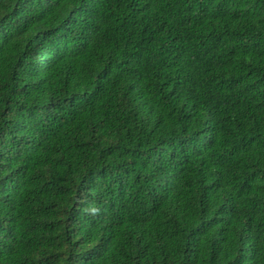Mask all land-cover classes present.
Returning a JSON list of instances; mask_svg holds the SVG:
<instances>
[{"label": "trees", "instance_id": "obj_1", "mask_svg": "<svg viewBox=\"0 0 264 264\" xmlns=\"http://www.w3.org/2000/svg\"><path fill=\"white\" fill-rule=\"evenodd\" d=\"M0 264H264V0H0Z\"/></svg>", "mask_w": 264, "mask_h": 264}]
</instances>
